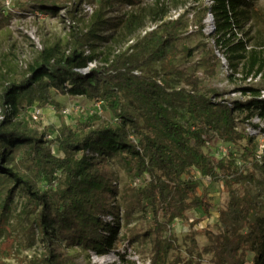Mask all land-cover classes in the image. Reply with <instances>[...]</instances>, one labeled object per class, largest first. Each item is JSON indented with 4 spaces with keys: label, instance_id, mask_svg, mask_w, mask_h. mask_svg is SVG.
<instances>
[{
    "label": "trees",
    "instance_id": "obj_1",
    "mask_svg": "<svg viewBox=\"0 0 264 264\" xmlns=\"http://www.w3.org/2000/svg\"><path fill=\"white\" fill-rule=\"evenodd\" d=\"M100 1L101 8L93 13L86 34L73 24V41L64 51L58 46L42 50L18 81L7 80L0 95V177L9 179L23 193V213L34 216L32 230L43 245V252L26 264H75L66 251L75 245L98 255L109 253L118 239L121 206L127 218L135 209L141 212L145 227L131 230L129 242L148 244L151 264H168L173 250L177 251L174 264H203L204 254L212 256L211 264H246L248 254H252L251 264H264V201L247 189L229 190V201L219 212V232L204 231L210 245L202 252L194 232L186 239L185 257L176 239L166 235L167 226L177 219L187 221L192 210L211 216L214 204L199 193V181L190 176L194 170L204 178H219L222 171L239 172L235 160L211 147L210 132L232 144L244 140V154L259 148L253 137L237 130L236 112L246 109L249 117L256 115L264 121V89L245 86L239 92L249 98L234 100L206 95L196 75L183 81L190 89L170 86L169 80L178 73L174 62L181 54L184 20L193 9L183 7L178 18H167L183 5L180 0H151L152 4L139 11L126 13L118 22L124 37H133L148 21L155 28L126 52L113 57L107 54L96 63L94 51L86 54L87 37L105 42L114 38L98 34L107 23L105 0ZM126 1L134 5L139 0ZM213 1L205 10L215 21L218 51L227 58L232 72L239 73L241 67L244 81L259 76L264 79V49L249 47L237 33L233 0ZM79 3L81 0L33 2L40 12L55 14L66 9L71 17ZM111 42H116L115 38ZM212 56L216 62L221 60L215 52ZM93 63L95 66L84 73ZM157 63L163 65L162 70L153 72ZM215 73L216 65H212L207 74ZM52 91L83 96L94 104L102 102L118 121L95 127L100 116L88 113L79 122V131L64 125L49 140L32 130L27 117L38 107H33L37 101L42 107L59 108ZM124 98L131 99V108L124 106ZM21 104H25L22 109ZM178 109L186 112L185 124L176 118ZM55 143L64 156L52 153L51 144ZM112 158L131 180V186L122 192L109 167ZM19 166L26 171H20ZM11 196L12 190L8 199ZM107 216H112L113 222H108ZM120 259L124 260V255Z\"/></svg>",
    "mask_w": 264,
    "mask_h": 264
},
{
    "label": "rangeland",
    "instance_id": "obj_2",
    "mask_svg": "<svg viewBox=\"0 0 264 264\" xmlns=\"http://www.w3.org/2000/svg\"><path fill=\"white\" fill-rule=\"evenodd\" d=\"M35 0H0V95L6 86L7 80L18 81L28 70L29 65L47 47L58 46L61 51L73 41L71 36L72 25L77 24L83 33L89 30L93 13L101 8L100 0H81L75 8L74 14L66 15V9H61L55 14L40 12L34 8ZM183 5L173 10L167 18L181 14L187 7L193 8L185 18V27L181 33L179 49L181 54L174 62L178 73L174 75L169 84L175 89L187 88L184 79L189 75H196L201 80V90L209 96H223L234 100H247L250 95H236L245 86H254L264 89V79L257 78L252 81L242 79L241 67L239 73L232 72L230 66L224 61H215L213 52L218 54L215 42V21L210 11L205 10L213 3L209 0L195 2L194 0H180ZM233 20L239 36L248 41L249 47L264 49V0H233ZM151 0H139L130 5L126 0H105L103 11L107 23L102 26L98 34L104 37H114L116 42L95 40L87 37L86 54L94 51L99 62L107 54L113 55L126 52L131 46L137 44L152 28L153 23L148 21L145 28L138 31L133 37L126 38L118 27L119 20L131 10L139 11L141 8L152 4ZM204 30L200 31V27ZM114 43V44H113ZM91 46H93L91 50ZM104 53V55H103ZM221 55L223 54L220 52ZM226 59V57H225ZM105 64V62H102ZM229 64V63H228ZM216 65V73L209 76L207 70ZM95 66V63H93ZM162 64L152 66L153 72L162 70ZM93 68V67H91ZM90 70V69H89ZM88 70V71H89ZM52 96L59 104V108L51 106L42 107L37 101L40 114L37 120L28 114V122L32 130L38 135H45L49 140L55 138L58 130L64 125H70L74 130H80V121L86 115L92 114L95 104L83 96L60 95L52 91ZM219 99L221 97H218ZM131 99L124 98L123 104L131 108ZM21 109L25 104H21ZM32 107V108H33ZM31 109V108H30ZM69 110V113H65ZM2 109L0 107V117ZM95 114V113H94ZM95 127L116 125L117 118L108 109H103L99 114ZM250 116L246 109L236 112V128L254 138L258 149L250 154H244V140L237 144L226 142L210 132L211 147L225 152L227 157L235 160L239 172H221L219 178H204L194 170L190 176L199 181V193L207 195L213 202L214 208L208 218L201 210H192L188 213V220H175L167 226L166 235L176 239L182 257L187 255L186 244L188 235L195 233L200 252L210 245L204 231L209 229L219 232L218 217L220 210L224 209L229 201L230 189H247L257 198L264 201V121L256 115ZM186 112L178 109L177 119L185 124ZM249 118V119H247ZM258 126V127H255ZM52 153L64 156L58 145L51 144ZM13 163H9L11 166ZM109 167L114 173V179L119 191L131 186V180L115 158L109 160ZM25 172L23 166L18 167ZM15 171H18L17 169ZM42 186V183H40ZM12 196L8 199L9 191ZM26 198L23 193L9 179L0 177V264H26L30 259L43 252V245L38 235L32 230L34 216L23 213ZM4 215V216H3ZM121 224L118 239L114 248L107 254L98 255L100 258H109L107 264H151L149 245L140 241L129 242L131 230L145 227L141 212L137 209L127 218L123 206L120 207ZM73 256L75 264H105L94 262L92 256L95 252L86 250L82 246H72L66 249ZM177 251L170 252L168 264H174ZM124 255L125 259H120ZM212 256L204 254L202 263L211 264ZM252 254H248L246 264H251ZM179 264V263H176Z\"/></svg>",
    "mask_w": 264,
    "mask_h": 264
},
{
    "label": "built area",
    "instance_id": "obj_3",
    "mask_svg": "<svg viewBox=\"0 0 264 264\" xmlns=\"http://www.w3.org/2000/svg\"><path fill=\"white\" fill-rule=\"evenodd\" d=\"M209 1H211L212 3L214 2L213 0H209ZM210 15H211V17H212V19H213L212 14H210ZM179 16H180V13H179L177 16H175V17H171V19H176V18H178ZM154 28H155V26H152V28H150L149 31L152 30V29H154ZM214 29H215V25H214ZM218 55H219V57L224 61V64H225V65L227 64V66H229L227 58L225 59V56H224L223 54L221 55V53H220L219 51H218ZM91 67H94L93 64H90V67H88L87 69H84L83 72H84V73L88 72V70L91 69ZM257 78L259 79L260 76L257 77ZM257 78H252V77H251V78H249L247 81H252L253 79L256 80ZM235 94H236V95H240V97L242 96L241 92H236ZM261 96L264 98V90L262 91V95H261ZM37 108H38V107H35L34 111L31 113V115H32V117H33L34 120H37V118H38V116H39V114H40V110H38ZM103 109H104V107H103V103H102V102H97V103L95 104V108H94L92 114H93V113H95V114H96V113H98V114H102V113H103ZM64 112H65V113H69V110H65ZM1 118H2V116L0 117V119H1ZM224 153H225V152H224ZM105 219H106L108 222H113V220H114V218H113L112 216H107ZM92 259H93L94 262H101V263H105V264H107V263L109 262V258H108V259H107V258H100V257L98 256V254H96V253L93 254Z\"/></svg>",
    "mask_w": 264,
    "mask_h": 264
}]
</instances>
